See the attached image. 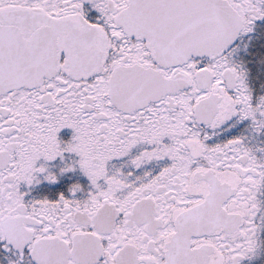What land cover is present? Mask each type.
<instances>
[{"label":"snow or ice","instance_id":"1","mask_svg":"<svg viewBox=\"0 0 264 264\" xmlns=\"http://www.w3.org/2000/svg\"><path fill=\"white\" fill-rule=\"evenodd\" d=\"M0 264H264V0H0Z\"/></svg>","mask_w":264,"mask_h":264}]
</instances>
